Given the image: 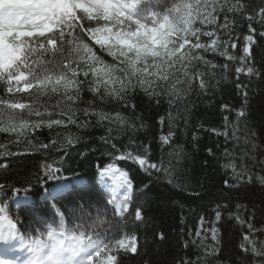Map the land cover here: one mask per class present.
<instances>
[{
	"label": "snow or ice",
	"instance_id": "1",
	"mask_svg": "<svg viewBox=\"0 0 264 264\" xmlns=\"http://www.w3.org/2000/svg\"><path fill=\"white\" fill-rule=\"evenodd\" d=\"M5 0H0L4 3ZM8 2L19 3H34L40 5H51L56 0H8ZM142 0H115L118 15L121 23L127 21L129 24L136 23L137 29L144 27L139 23L137 11L141 5ZM191 4L195 5L192 13L194 19L191 21V33L186 35L184 39L177 38L176 56L170 62V68L176 69L178 66L182 71H175L172 76L162 75L157 73L155 76H149L147 79L137 78L135 82L129 81L125 83L122 78L118 84H114L109 77L105 76L103 79L95 75L96 69H104L105 71L123 66V58L114 51H109L106 47L101 46L96 39L95 33L101 27H111L108 20H105L104 25H97L92 19H83L79 14L75 15L71 20L69 26L65 27L63 24H57L49 32L28 31L27 29L15 28L11 32L4 34L6 30H0V62H2L4 53H10L9 64H20L21 71L16 75L8 76L4 83L0 84V132L15 134L19 140L21 137L29 135L30 131L47 127L52 129L54 126L69 128L73 125L78 128H88L90 121H80L77 113L82 112L84 117H94L97 126H104L106 128V135L99 139L111 150L105 151V155L113 161L108 163L104 171L108 173H118V177L122 179L126 186L123 198H113L109 203L115 207L114 211V226L109 227L104 233V252L106 253V264H120V257L127 253H138L139 237L135 231L128 232L127 220L125 214L128 213L129 203L132 199L133 184L129 179L128 172L117 167L115 161L131 160L138 164L140 168L152 175L155 173H164L168 177V183L176 188H187L189 185H181L174 182V166L171 161H168V166H165L163 154L159 161H154L151 158L152 149L148 144H135L134 134L140 129H144L147 125L143 122V117L138 116L136 120H130L128 116L123 115L120 111L114 112L105 111L103 107L97 105H106L108 103L123 104L126 109H130L135 113L137 105L132 103L129 98V93L139 89L149 98V101L155 100L160 104L165 98L169 108L173 105L179 106L187 100V104L183 109V119L185 129L189 127V120L192 109L196 107L195 102L190 99L193 92H196L197 97L214 95V89L221 82V80L228 82L229 76L234 73L235 79L230 81L235 84L236 93L242 103L237 108L229 103H222L220 111L227 112L229 115L223 116V130L220 127L205 128L203 123L198 124V129L214 134L217 137L223 136L225 142L228 140L239 141L240 137L237 133L240 131L239 125L244 123L249 124V92L248 84L240 81L241 75L249 78L255 77L257 80L264 81V70L256 67L255 58L253 55L254 46L258 45V41L264 40V30H257L258 24L261 29H264V0H189ZM153 9L160 7L159 5H147ZM2 20V18H0ZM247 22V31L244 32L238 27L239 24ZM137 29H133L135 31ZM128 29L122 28L121 31ZM23 32V35L17 36V33ZM80 36L87 41L93 51L90 53L92 60L89 66L84 67L78 63H74L69 67L67 60L63 63V68L66 70L69 80L67 87L59 94H62L66 105H70L74 101L80 100V93L87 84V90L93 94V101H89V106L83 109L73 110L71 107L60 109L59 118L44 119V114L36 110V102L40 99L35 95V90L41 85V79H32L25 82L23 77L27 74L23 70L25 57L27 56V63L32 66V62L36 57L42 53L47 46L53 49L65 44L66 41L72 39L73 36ZM31 49V54H29ZM101 53H106L111 57V60H105ZM207 53H212L213 56H219L226 61L224 64L213 63L211 59L206 57ZM239 53V55L235 54ZM45 59H51L47 53H44ZM179 58V64L175 60ZM200 65L204 68L201 70ZM219 70L221 75L220 80L216 84H212L210 79L217 75ZM38 71V69H37ZM207 77V78H206ZM56 80L64 79L63 75L53 77ZM30 99L33 103L25 102ZM59 106V105H57ZM28 112L37 117L35 120H27L22 118V114ZM49 117L51 113L48 114ZM234 115V121L232 122ZM174 117L171 112L165 116H159L157 123L163 127L167 122V132H162L158 139L163 149L164 146H172L173 138L176 134V125ZM116 125V130L123 134L126 131L133 133L129 137L128 144L121 150L113 141L117 139L112 135L113 127ZM244 144L251 142V138L255 137L256 132L250 130L247 126L244 129ZM81 139L78 136H73L71 133L65 137V142L60 147L67 149L68 146L78 142ZM200 137L198 132L192 133V145L196 149ZM31 144V140L28 141ZM53 140L51 144H40V149H48L56 145ZM219 147V145H217ZM6 146L0 145V149H5ZM131 148V150H129ZM257 145L252 143V149L255 150ZM119 153V155H117ZM208 155L214 156L215 153L211 147L207 148ZM225 156L233 157L234 153H230L227 148L224 150ZM19 155V153H11L7 150H0V156ZM67 155V152H66ZM175 155L177 162L186 155L183 147L177 145L173 151L168 153L171 157ZM248 157V152H242L240 155L241 164H237L235 159L229 163H225L223 168L231 169L232 175L230 180H224V189L229 192L238 190L241 187H247L249 184L259 183L261 185V192L264 193V175L255 174L251 169L243 163ZM250 159L253 164L256 163V157L252 156ZM55 163V162H54ZM207 164V160L204 161ZM261 170L264 171V161L259 162ZM0 167H7V165H0ZM44 175L49 177H56L60 175L61 168L53 167L52 164H44ZM239 168V170H238ZM7 185L0 184V190L6 188ZM203 188V185H200ZM147 189L148 185H144ZM16 189H13L15 191ZM190 195L201 197L200 191H193ZM144 200L141 201V206H137L134 213L133 224L138 229H145L151 225V220L146 218L142 211ZM245 209L249 214L247 220L240 214L241 209ZM183 210V206H181ZM231 209V202L228 204L216 203L215 207L210 211L214 213V218L209 220L204 214L199 216L197 226L193 235L191 228L187 231V236L193 245L199 240L196 245L203 249V255L197 259H181L178 264H201V261H207L208 257H215L221 251L219 228L216 226L217 222L224 220V212L228 213V219L233 220L236 224L244 227L246 225L248 232L242 235L240 242V249L242 250L245 259L251 256V260H247V264H264V240L254 239L257 234L264 235V227L257 229L255 221L257 217L264 220V200L261 203L251 205L249 209L247 205L237 203L235 210ZM194 211V210H190ZM113 221L109 220V223ZM181 225L185 224V217L180 218ZM211 225L210 227L208 225ZM0 225H7L8 232L17 227V220H13L5 213L4 208L0 205ZM5 233L0 230V239L4 237ZM160 241H164L167 236L166 232L158 231L155 233ZM180 238L183 240L184 246H189V240H184L185 231L181 227ZM213 241L208 244L209 238ZM91 260V257H89ZM147 264V262H146ZM216 264H224L223 261L217 260Z\"/></svg>",
	"mask_w": 264,
	"mask_h": 264
},
{
	"label": "trees",
	"instance_id": "2",
	"mask_svg": "<svg viewBox=\"0 0 264 264\" xmlns=\"http://www.w3.org/2000/svg\"><path fill=\"white\" fill-rule=\"evenodd\" d=\"M252 2L255 3L256 0H252ZM238 27L246 32L247 22L239 24ZM256 27L258 31L264 30L258 24ZM235 54L239 55V53ZM101 55L105 60H111V57L106 53H101ZM253 55L256 67L264 70V40L258 41V45L254 46ZM206 57L216 64L226 62L224 58L213 56L212 53H207ZM200 68L203 70L204 66L200 65ZM176 69L177 72L182 71L178 66ZM221 75L223 74L218 70L217 75L211 78L210 82L216 84ZM234 79L233 73L229 76L228 82L221 80L213 90L214 95L197 97L196 92L191 94L190 99L195 102L196 107L192 109L187 129H185L181 118L187 100L179 106L173 105L169 108L166 98L157 104L155 100L149 101V98L137 89L129 93L131 102L137 105L135 113L126 109L123 104L100 105L99 101H96L98 106L103 107V110L120 111L130 120H136V117L142 116L147 127L134 134V143L148 144L152 149L151 158L154 161H159L163 154L165 166H168L169 160L174 166L172 173L174 182L189 185L187 188H176L168 183V177L162 172H154L149 175L131 160L115 161L117 167L128 172L129 179L133 184L132 199L128 213L125 214L126 231H135L139 237L138 253L122 255L119 258L120 264H146V262L147 264H178L181 259L195 261L197 257L203 255V249L196 246L199 244V240L196 241V245L191 243L187 231L191 228L194 235L201 214L211 220L214 218V213L210 209L215 207L216 203L228 204L231 202L230 210H235L237 203L247 205L250 209L253 203L259 205L261 200H264V193L261 192L259 183L249 184L246 188L241 187L231 192L224 189V180H230L232 170L223 168V165L232 159H235L238 165L241 164L240 155L246 151L248 157L243 163L253 173L264 175L259 164L260 161H264V81L253 77L249 82L248 77L244 75L240 77L241 82L248 84V120L250 123L239 125L240 131L237 133L240 137L239 141L228 140L225 142L223 136L217 137L196 127L203 123L205 128L220 127L223 130V116L229 114L222 113L220 105L229 103L238 108L242 103L236 93L235 84L230 82ZM80 97L79 101H74L70 105L65 104L62 94L42 97L36 102V110L43 113L44 119L47 120L59 118L60 109L65 107H71L73 110L87 108L88 102L94 99L93 94L87 90V84L82 89ZM25 102L33 103L30 99H26ZM169 112L176 117L174 120L176 134L172 146H164L162 149L158 137L162 132H167V122L161 127L157 121L159 116L167 117ZM49 113H51L50 117ZM77 115L80 121H90V126L88 128H78L75 125L69 128L54 126L52 129L42 127L30 131L28 136L21 137L19 140L15 134L0 132V145L6 146L5 149L0 150L19 153V155L0 156V165H7V167H0V184L7 185L6 188L0 190V205L3 206L5 213L10 218L17 220L16 228L28 237L35 236L39 230L45 229L47 224L54 226L61 220L69 225L85 223L96 216L107 221L115 220L113 207L108 204L106 195L96 183L98 171L113 162L109 156L104 154L106 150L110 151L111 149L99 139L106 135V128L97 126L94 117H84L82 112H78ZM22 118L37 119L34 113L28 112H24ZM232 122L235 123L234 115ZM136 123L139 124L140 121L136 120ZM246 126L256 132L255 137H252L251 142L247 145L244 144ZM111 127L114 129L112 135L117 137L113 142L123 150L133 133L126 131L121 134L116 130V125L113 124ZM193 131L198 132L200 137L196 149L192 145ZM69 133L81 139L64 149L60 145L65 142V137ZM29 140H31V144L28 143ZM53 140L57 142L54 147L39 148L40 144H51ZM252 143L257 145L255 150L252 149ZM177 145L182 146L186 154L179 162L175 155L168 156V153L173 151ZM209 147L213 149L214 156L208 155L207 148ZM225 148L230 153H234V156H225ZM252 156L256 157L255 165L250 159ZM205 160H207V164L204 163ZM46 163L61 168L60 175L47 178L43 168ZM76 177L86 179L84 188L76 189L60 198L39 200L43 189L51 187L56 182ZM144 185H148V188L145 189ZM200 185H203V188ZM13 189L16 190L13 191ZM193 191H200L202 196L190 195ZM15 193L32 197L34 203L21 208L13 207L11 199ZM142 200L145 201L142 205L143 214L151 220V225L145 229H138L134 226L133 220L136 207L141 206ZM181 206H183V210ZM240 214L247 220L249 213L245 209L242 208ZM182 215L185 217L184 225L180 223ZM223 215L224 220L216 224L221 238V251L215 257H208L206 262L201 261V264H216L217 260L223 261L224 264H247V260H251V256L245 259L239 245L242 235L247 233L248 229L246 225L241 227L233 220L228 219L227 212H224ZM181 227L185 231L184 240H189L187 248L179 235ZM255 227L257 229L264 227V220L257 217ZM158 231L166 232L167 238L164 241H160L155 235ZM253 238L264 240V235L257 234ZM207 243H213L210 235Z\"/></svg>",
	"mask_w": 264,
	"mask_h": 264
},
{
	"label": "clouds",
	"instance_id": "3",
	"mask_svg": "<svg viewBox=\"0 0 264 264\" xmlns=\"http://www.w3.org/2000/svg\"><path fill=\"white\" fill-rule=\"evenodd\" d=\"M147 5H159L153 9ZM195 5L189 0H142L137 11L139 23L144 27L137 29L135 22L121 23L119 9L115 0H56L51 5L34 3L8 2L0 3V30L11 32L15 28L28 31L49 32L57 24L69 26L77 14L83 19H92L97 25H104L105 20L111 27H101L95 35L101 46L116 52L123 58V66L105 71L96 69L95 75L103 79L107 76L114 84L123 78L125 83L135 82L137 78L147 79L158 72L172 76L177 69L170 68V62L176 56L177 38L184 39L191 33L192 13ZM128 29L121 31V29ZM133 29H137L132 31ZM23 32L17 33V36ZM31 54V49L28 50ZM93 51L87 41L76 35L59 47H45L32 62L23 64L25 82L41 79V85L35 90L38 97H52L68 86V74L63 68L65 60L72 64L89 66ZM47 53L51 59H45ZM10 53L5 52L0 62V84L8 76L21 71L20 64H9ZM180 60H175L179 64ZM38 69V71H37ZM63 75L56 80L53 77ZM115 222L109 223L99 216L85 223L66 224L61 220L57 225L41 229L28 242L27 264H106L104 252V233ZM85 249L87 255L81 258ZM91 257V260H89Z\"/></svg>",
	"mask_w": 264,
	"mask_h": 264
},
{
	"label": "rangeland",
	"instance_id": "4",
	"mask_svg": "<svg viewBox=\"0 0 264 264\" xmlns=\"http://www.w3.org/2000/svg\"><path fill=\"white\" fill-rule=\"evenodd\" d=\"M122 170V169H121ZM99 183L101 186L107 191L108 195V201L110 202L113 198H123L124 196V190H125V185L123 184V181L121 178L118 177V173H108L104 171V168L99 172ZM66 186V184L64 185ZM21 198H17L16 201H21L19 200ZM115 210V207L113 204H111ZM16 236L15 230H12L11 233H7L6 236L14 238ZM89 251L84 250V252L81 254L82 256H85L88 254ZM77 261V260H76ZM80 263V262H79Z\"/></svg>",
	"mask_w": 264,
	"mask_h": 264
},
{
	"label": "bare ground",
	"instance_id": "5",
	"mask_svg": "<svg viewBox=\"0 0 264 264\" xmlns=\"http://www.w3.org/2000/svg\"><path fill=\"white\" fill-rule=\"evenodd\" d=\"M82 257H83V256H82ZM82 257H81V258H82ZM9 264H14V262L12 261V262H10ZM72 264H80V263H79V261L73 260V261H72Z\"/></svg>",
	"mask_w": 264,
	"mask_h": 264
}]
</instances>
